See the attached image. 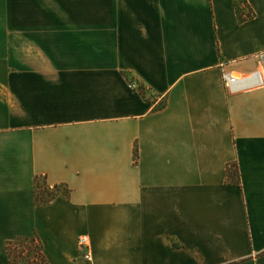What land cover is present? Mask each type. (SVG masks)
<instances>
[{
  "label": "crops",
  "instance_id": "obj_1",
  "mask_svg": "<svg viewBox=\"0 0 264 264\" xmlns=\"http://www.w3.org/2000/svg\"><path fill=\"white\" fill-rule=\"evenodd\" d=\"M31 236L46 264H264V0H0V264Z\"/></svg>",
  "mask_w": 264,
  "mask_h": 264
},
{
  "label": "trees",
  "instance_id": "obj_2",
  "mask_svg": "<svg viewBox=\"0 0 264 264\" xmlns=\"http://www.w3.org/2000/svg\"><path fill=\"white\" fill-rule=\"evenodd\" d=\"M236 12L238 13L237 9ZM249 17V12L244 17L238 14L240 21ZM136 89L141 96L145 95L146 92L142 87L138 86ZM225 176L229 181H235V168L226 167ZM58 195L63 197L67 195V189L64 185H53L49 187L44 183L43 179L34 181L33 199L36 205H43ZM4 253L8 264H46L41 253L40 244L35 236L15 237L7 241L4 244Z\"/></svg>",
  "mask_w": 264,
  "mask_h": 264
},
{
  "label": "built area",
  "instance_id": "obj_3",
  "mask_svg": "<svg viewBox=\"0 0 264 264\" xmlns=\"http://www.w3.org/2000/svg\"><path fill=\"white\" fill-rule=\"evenodd\" d=\"M76 247L79 250H83L81 258L84 260H89V253L87 252V238L85 236H79L76 239Z\"/></svg>",
  "mask_w": 264,
  "mask_h": 264
},
{
  "label": "rangeland",
  "instance_id": "obj_4",
  "mask_svg": "<svg viewBox=\"0 0 264 264\" xmlns=\"http://www.w3.org/2000/svg\"><path fill=\"white\" fill-rule=\"evenodd\" d=\"M133 81V80H132ZM131 80H130V82H132Z\"/></svg>",
  "mask_w": 264,
  "mask_h": 264
}]
</instances>
